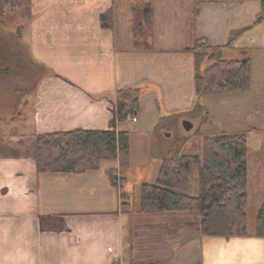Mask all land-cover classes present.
Here are the masks:
<instances>
[{"label":"crops","instance_id":"crops-1","mask_svg":"<svg viewBox=\"0 0 264 264\" xmlns=\"http://www.w3.org/2000/svg\"><path fill=\"white\" fill-rule=\"evenodd\" d=\"M30 1L27 39L47 71L25 125L30 131L0 136V264H264L256 227L245 236L204 235L188 211H140L142 185L129 175L135 146L155 141L165 118L191 120L198 98L191 43L168 45L157 37L147 43L121 9L113 27L104 28L101 16L114 10L115 0ZM221 2L189 0L195 16L198 4ZM157 15L155 6L151 20ZM230 94L236 93L222 95ZM132 96L137 113L120 121L117 105H129ZM77 129L127 132L130 168L122 171L113 159L82 174L39 171L37 135Z\"/></svg>","mask_w":264,"mask_h":264},{"label":"rangeland","instance_id":"rangeland-1","mask_svg":"<svg viewBox=\"0 0 264 264\" xmlns=\"http://www.w3.org/2000/svg\"><path fill=\"white\" fill-rule=\"evenodd\" d=\"M0 1V136L15 134L20 137L19 134L30 131L25 125L31 123L35 115L36 88L47 69L34 60L27 39L31 1ZM191 5L189 0H115L108 21L114 23L120 9L122 15L129 12L145 42H153L157 37L159 42L168 45L188 42L196 46L205 41L201 38L207 39L211 47L226 45L233 31L246 29L239 36L238 46L225 50L221 56L225 60L250 59L251 86L236 94L196 98L191 114H187L193 124L191 130L185 129L179 116L163 119L155 127V141L150 138L140 147L135 146L136 163L130 169V180L137 188L145 183L152 184L155 181L153 168L157 164L162 166L165 160L179 155L203 156L207 137L244 133L248 146L246 213L248 227L253 229L264 203V3L263 0H223L212 6L200 3L196 16L198 11ZM155 6L161 15L151 20ZM196 39L199 40L196 42ZM214 61L215 57H211L206 63ZM141 159L143 164L139 163ZM194 170L188 194L196 197L199 195V170L197 167ZM188 212L192 214L189 220L193 226L201 229L200 213L197 210Z\"/></svg>","mask_w":264,"mask_h":264},{"label":"trees","instance_id":"trees-1","mask_svg":"<svg viewBox=\"0 0 264 264\" xmlns=\"http://www.w3.org/2000/svg\"><path fill=\"white\" fill-rule=\"evenodd\" d=\"M112 12L110 10L101 16L104 28L113 27L114 23L108 21ZM245 31H233L226 45L211 47L207 39L201 38L205 41L188 48L196 55L198 97L238 93L250 88L251 60H225L221 56L225 50L236 47L241 32ZM211 57H215V61L206 63ZM138 107V96L129 105L120 102L117 105L118 119L124 121L128 115L135 116ZM247 154L244 133H221L207 137L203 156L179 155L165 160L157 182L141 186L140 211L197 210L202 218L204 235H247ZM36 159L39 171L47 173L82 174L99 169L104 160L113 159L119 160L121 170L125 171L131 164L130 135L117 130L86 129L38 134ZM196 167L199 170V195L193 197L188 190ZM110 176L115 183L118 182L117 174L111 171ZM256 234L264 238V203L257 214Z\"/></svg>","mask_w":264,"mask_h":264},{"label":"water","instance_id":"water-1","mask_svg":"<svg viewBox=\"0 0 264 264\" xmlns=\"http://www.w3.org/2000/svg\"><path fill=\"white\" fill-rule=\"evenodd\" d=\"M183 126L185 127L186 130H191V128L193 127V124L189 120H184L183 121Z\"/></svg>","mask_w":264,"mask_h":264},{"label":"built area","instance_id":"built-area-1","mask_svg":"<svg viewBox=\"0 0 264 264\" xmlns=\"http://www.w3.org/2000/svg\"><path fill=\"white\" fill-rule=\"evenodd\" d=\"M131 117H132V115H129V116H128V118H131Z\"/></svg>","mask_w":264,"mask_h":264}]
</instances>
